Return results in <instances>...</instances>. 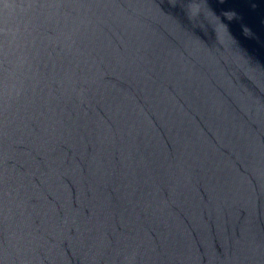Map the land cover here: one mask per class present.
Here are the masks:
<instances>
[{"label":"water","instance_id":"95a60500","mask_svg":"<svg viewBox=\"0 0 264 264\" xmlns=\"http://www.w3.org/2000/svg\"><path fill=\"white\" fill-rule=\"evenodd\" d=\"M0 264H264V0H0Z\"/></svg>","mask_w":264,"mask_h":264}]
</instances>
